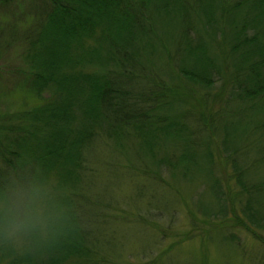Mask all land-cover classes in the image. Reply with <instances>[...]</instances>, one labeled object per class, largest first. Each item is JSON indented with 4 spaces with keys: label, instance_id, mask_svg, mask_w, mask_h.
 Here are the masks:
<instances>
[{
    "label": "trees",
    "instance_id": "1",
    "mask_svg": "<svg viewBox=\"0 0 264 264\" xmlns=\"http://www.w3.org/2000/svg\"><path fill=\"white\" fill-rule=\"evenodd\" d=\"M41 2L19 35L17 88L37 102L0 116V187L30 179L57 227L20 244L0 233V264L119 262L82 210L98 148L112 149L143 182L166 185L164 174L199 182L205 189L193 205L219 222L222 241L238 247L227 229L240 227L264 245V0ZM99 206L101 223L124 207ZM120 212L115 221L154 220Z\"/></svg>",
    "mask_w": 264,
    "mask_h": 264
},
{
    "label": "rangeland",
    "instance_id": "2",
    "mask_svg": "<svg viewBox=\"0 0 264 264\" xmlns=\"http://www.w3.org/2000/svg\"><path fill=\"white\" fill-rule=\"evenodd\" d=\"M14 1L0 6V16L6 17L7 22L0 24L1 117L32 107L37 102L32 94L17 88L22 82L19 68L23 66L19 35L25 33L33 7L40 6L42 0ZM24 16L28 17L27 24L24 23ZM192 105L195 109H201L196 100H192ZM219 107L217 102L212 110ZM237 118L242 119V122L246 120L243 118H248L249 123L256 120V116L245 117L243 114ZM249 133L253 134L249 136L251 139L257 134ZM96 151L99 152V164H93L94 174L86 178V198L81 204L82 210L88 214L85 217L87 227L101 238L103 246L109 243V248L105 250L121 254L119 262L115 261L114 264H264V245L257 242L246 229H227L239 244L238 247H232L226 239L222 241L225 230L221 231L219 222H211L200 215L193 200L203 193L205 187L202 184L197 181L186 184L165 174L162 177L168 181L166 185L143 182L127 174L121 166V159L112 149H94L90 156L95 158ZM249 157V161H252L254 153L251 152ZM222 164L219 160V172L224 168ZM258 168L257 175L264 177V164ZM221 176L226 180L228 178V174L223 172ZM103 201L124 206L118 207L119 211L117 207L110 208V218L113 220L106 223L99 220L101 209L98 203ZM122 209H126L133 217L138 213L146 217L151 212L154 220L146 223H140L139 220L133 223L115 221L122 216Z\"/></svg>",
    "mask_w": 264,
    "mask_h": 264
},
{
    "label": "clouds",
    "instance_id": "3",
    "mask_svg": "<svg viewBox=\"0 0 264 264\" xmlns=\"http://www.w3.org/2000/svg\"><path fill=\"white\" fill-rule=\"evenodd\" d=\"M56 227L55 213L36 197L30 179L14 188L0 187V233L5 241L20 242L22 235L33 231L43 238Z\"/></svg>",
    "mask_w": 264,
    "mask_h": 264
}]
</instances>
